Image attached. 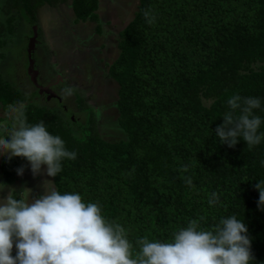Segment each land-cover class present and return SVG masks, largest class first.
Listing matches in <instances>:
<instances>
[{"label": "trees", "instance_id": "16d2710c", "mask_svg": "<svg viewBox=\"0 0 264 264\" xmlns=\"http://www.w3.org/2000/svg\"><path fill=\"white\" fill-rule=\"evenodd\" d=\"M2 1V63L43 6L98 21V0ZM118 36L107 76L125 140L102 139L91 111L84 127L27 102L28 73L20 87L0 73V109L21 106L4 181L46 150L55 188L47 227L11 198L7 238L67 264H264V0H139ZM0 264L28 260L0 247Z\"/></svg>", "mask_w": 264, "mask_h": 264}, {"label": "rangeland", "instance_id": "374dc122", "mask_svg": "<svg viewBox=\"0 0 264 264\" xmlns=\"http://www.w3.org/2000/svg\"><path fill=\"white\" fill-rule=\"evenodd\" d=\"M138 3L139 0H98V21L78 24L73 22L70 1L56 8L41 7L35 25H16L9 36L4 48L6 57L3 63L0 61L1 76L20 87L27 84L28 73L32 85L27 102H44L69 121L84 127L91 111L102 139L125 140L126 134L118 124L117 85L108 78L107 70L117 56L118 35L133 17ZM3 5L0 0V23L5 18L1 11ZM77 96L87 107L83 112L77 109L80 107ZM20 109L21 106H16L8 113L0 109V164L13 159ZM50 166L45 150L35 162L22 165L16 171L12 184L4 181L0 169V247L26 257L28 264H67L41 246H22L7 238L12 197H21L47 227V205L55 189Z\"/></svg>", "mask_w": 264, "mask_h": 264}, {"label": "water", "instance_id": "95a60500", "mask_svg": "<svg viewBox=\"0 0 264 264\" xmlns=\"http://www.w3.org/2000/svg\"><path fill=\"white\" fill-rule=\"evenodd\" d=\"M29 58H30V53H29ZM31 59V58H30ZM31 62H32V60H31ZM30 67V66H29ZM29 69H31V67L29 68Z\"/></svg>", "mask_w": 264, "mask_h": 264}]
</instances>
